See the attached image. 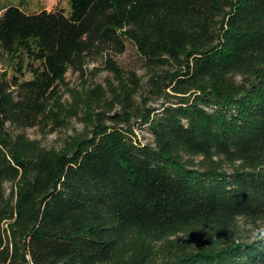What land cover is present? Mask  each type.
Here are the masks:
<instances>
[{
  "label": "trees",
  "instance_id": "1",
  "mask_svg": "<svg viewBox=\"0 0 264 264\" xmlns=\"http://www.w3.org/2000/svg\"><path fill=\"white\" fill-rule=\"evenodd\" d=\"M0 13V264H264V231L231 236L264 220V0ZM128 43L144 76L117 59ZM99 61L117 83L67 107V74ZM80 115L60 151L10 130Z\"/></svg>",
  "mask_w": 264,
  "mask_h": 264
},
{
  "label": "rangeland",
  "instance_id": "2",
  "mask_svg": "<svg viewBox=\"0 0 264 264\" xmlns=\"http://www.w3.org/2000/svg\"><path fill=\"white\" fill-rule=\"evenodd\" d=\"M8 5L20 6L27 13H36L41 10H55L63 9L66 13L70 12V0H0V8ZM2 13H0L1 15ZM119 63L125 71L134 70L137 71L139 76H144L145 70L142 69L143 62L141 61L135 46L132 43H128L127 52L118 58ZM103 63L92 62L86 67L84 75L80 73L69 72L65 78L62 93L64 94L65 105L74 103V96H83L85 90H90L95 85H102L106 88L108 83H117L114 76L103 68ZM8 71L5 63H0V74H4ZM88 128V124L84 121L83 115L68 119V124L65 127L53 130L51 127L47 129L36 128H16L11 127L10 130L14 134L24 135L31 141H38L43 147L48 150L60 151L62 150L65 141L70 137L84 133ZM137 135L143 142H150L151 136L144 129H137ZM199 160V159H198ZM234 166L228 164L224 165V169L228 172L233 170ZM11 184H6L7 194L11 193ZM264 231V220L253 221L251 219L239 218L237 219V227L233 230L232 237L237 236L240 241H253L258 234ZM182 237V236H181ZM184 237V236H183ZM205 239V238H204ZM201 239L197 241L191 237H184L183 245L191 250H194L197 246L203 242L209 243L208 240ZM178 237H172L170 241L178 242ZM164 242L157 245L159 248Z\"/></svg>",
  "mask_w": 264,
  "mask_h": 264
}]
</instances>
